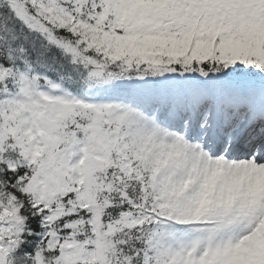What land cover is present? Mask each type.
Wrapping results in <instances>:
<instances>
[{"label": "snow or ice", "instance_id": "obj_1", "mask_svg": "<svg viewBox=\"0 0 264 264\" xmlns=\"http://www.w3.org/2000/svg\"><path fill=\"white\" fill-rule=\"evenodd\" d=\"M0 264H264V0H0Z\"/></svg>", "mask_w": 264, "mask_h": 264}]
</instances>
